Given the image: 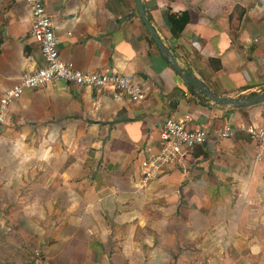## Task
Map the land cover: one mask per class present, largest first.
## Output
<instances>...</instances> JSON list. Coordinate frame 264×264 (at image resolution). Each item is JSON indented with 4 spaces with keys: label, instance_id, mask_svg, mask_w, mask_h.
<instances>
[{
    "label": "crops",
    "instance_id": "crops-1",
    "mask_svg": "<svg viewBox=\"0 0 264 264\" xmlns=\"http://www.w3.org/2000/svg\"><path fill=\"white\" fill-rule=\"evenodd\" d=\"M75 69L131 76L140 104L63 82L25 90L0 128V264H264V160L234 108L186 85L133 0H43ZM182 73L220 98L264 94V0H141ZM186 23L178 37L172 34ZM24 0H0V99L43 65ZM183 17V18H182ZM181 19V20H180ZM175 23V22H174ZM170 117L209 140L144 185ZM226 126L232 138L218 140Z\"/></svg>",
    "mask_w": 264,
    "mask_h": 264
},
{
    "label": "built area",
    "instance_id": "built-area-1",
    "mask_svg": "<svg viewBox=\"0 0 264 264\" xmlns=\"http://www.w3.org/2000/svg\"><path fill=\"white\" fill-rule=\"evenodd\" d=\"M30 9L31 28L29 39L38 46L43 65L30 72H24L18 83L7 89L0 99V128L6 122L10 105L25 90H35L49 83L63 82L68 85L106 90L115 99L125 98L133 104H140L147 96V91L136 84L131 76L113 71L99 73L85 72L75 69L62 61L59 52V40L53 30V23L44 6L43 0H24ZM186 119L170 117L160 127V148L156 153H149L141 161V183L156 178L170 165L180 164L188 150L203 146L209 140L203 128L188 127ZM240 129L257 144V159L264 160V130L253 125H240ZM235 130L226 126L217 132L218 140L232 138Z\"/></svg>",
    "mask_w": 264,
    "mask_h": 264
},
{
    "label": "water",
    "instance_id": "water-1",
    "mask_svg": "<svg viewBox=\"0 0 264 264\" xmlns=\"http://www.w3.org/2000/svg\"><path fill=\"white\" fill-rule=\"evenodd\" d=\"M135 4V10L141 19L142 23L144 24L146 31L149 33L150 37L152 40L155 42L161 56L164 59H167L173 69L179 73L180 78L183 80V82L186 85H192L195 88L200 89L205 95H207L213 102H216L220 105L223 106H231L234 108H242V107H250L255 104H260L264 102V94H260L257 96H252L246 100H234V99H229V98H220L217 97L215 94L204 88V86L198 82L196 79H191L186 74L182 73L181 68L178 66V63L174 56L170 54V52L164 47L162 42L159 40L154 28L152 27L151 23L147 20L145 16V11L142 6L141 0H133Z\"/></svg>",
    "mask_w": 264,
    "mask_h": 264
},
{
    "label": "trees",
    "instance_id": "trees-1",
    "mask_svg": "<svg viewBox=\"0 0 264 264\" xmlns=\"http://www.w3.org/2000/svg\"><path fill=\"white\" fill-rule=\"evenodd\" d=\"M183 18V17H182ZM170 19H171V22H172V26H174V30L172 31V34L175 36V37H178L179 33L181 32V30L183 29L185 23H186V20L184 21V19H182V25L179 27L178 31L175 30V24H176V21L174 20V17H171L170 16ZM181 20V19H180ZM175 22V23H174Z\"/></svg>",
    "mask_w": 264,
    "mask_h": 264
}]
</instances>
